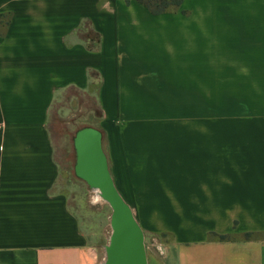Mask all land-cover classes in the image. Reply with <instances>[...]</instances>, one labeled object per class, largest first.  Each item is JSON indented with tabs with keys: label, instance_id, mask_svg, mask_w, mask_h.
Returning <instances> with one entry per match:
<instances>
[{
	"label": "crops",
	"instance_id": "0c3cea01",
	"mask_svg": "<svg viewBox=\"0 0 264 264\" xmlns=\"http://www.w3.org/2000/svg\"><path fill=\"white\" fill-rule=\"evenodd\" d=\"M180 10L0 0V264H104L109 224L89 240L54 191L68 94L96 103L145 264H264V0Z\"/></svg>",
	"mask_w": 264,
	"mask_h": 264
},
{
	"label": "rangeland",
	"instance_id": "374dc122",
	"mask_svg": "<svg viewBox=\"0 0 264 264\" xmlns=\"http://www.w3.org/2000/svg\"><path fill=\"white\" fill-rule=\"evenodd\" d=\"M178 13L187 14L185 10L170 14ZM70 98L68 94L66 97L68 101L61 103V110L51 115L48 124L60 168L54 191L67 197L69 208L78 217L89 240L105 242L111 209L100 199L94 197L95 194L75 171L76 160L73 149V137L76 131L84 127H96L100 115L93 100L70 102ZM201 108H206V103H201Z\"/></svg>",
	"mask_w": 264,
	"mask_h": 264
},
{
	"label": "water",
	"instance_id": "95a60500",
	"mask_svg": "<svg viewBox=\"0 0 264 264\" xmlns=\"http://www.w3.org/2000/svg\"><path fill=\"white\" fill-rule=\"evenodd\" d=\"M75 171L96 198L111 209L110 237L104 264H145L143 233L127 205L117 194L102 149V136L94 128L84 127L73 137Z\"/></svg>",
	"mask_w": 264,
	"mask_h": 264
},
{
	"label": "trees",
	"instance_id": "16d2710c",
	"mask_svg": "<svg viewBox=\"0 0 264 264\" xmlns=\"http://www.w3.org/2000/svg\"><path fill=\"white\" fill-rule=\"evenodd\" d=\"M133 1L143 6L150 14L157 16L163 14L176 13L180 11L184 0H125V3L128 5ZM1 18L6 20V23L4 22L3 23L7 27L9 25V17L2 16ZM214 236L219 241H225L228 239V236H224V235H214ZM249 236L250 235H246L247 238Z\"/></svg>",
	"mask_w": 264,
	"mask_h": 264
}]
</instances>
